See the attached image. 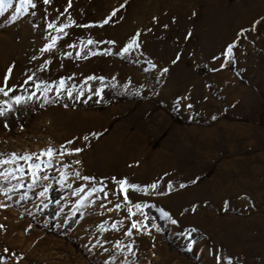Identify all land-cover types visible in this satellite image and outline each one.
Listing matches in <instances>:
<instances>
[{"label":"rangeland","instance_id":"rangeland-1","mask_svg":"<svg viewBox=\"0 0 264 264\" xmlns=\"http://www.w3.org/2000/svg\"><path fill=\"white\" fill-rule=\"evenodd\" d=\"M34 3L0 15V264H264V0Z\"/></svg>","mask_w":264,"mask_h":264},{"label":"snow or ice","instance_id":"snow-or-ice-1","mask_svg":"<svg viewBox=\"0 0 264 264\" xmlns=\"http://www.w3.org/2000/svg\"><path fill=\"white\" fill-rule=\"evenodd\" d=\"M49 2H50V0H44V3L45 4H47ZM11 6H12V0H0V15H2L4 13V11H5L6 8H9ZM68 6L71 7V0H69ZM123 7H125V5L122 4L121 5V8H123ZM29 8H32V9L36 8V3H34V0H19V7L16 9V13H17V15H19L21 13H25V12L28 11ZM119 10L120 9H115L111 13V15L101 23L100 26L102 27L104 24H108L109 21L111 20V18L113 16H116V14H117V12ZM74 23L75 22L72 21V24H74ZM257 23H259V22H257ZM70 26H71L70 24H65V25H63L59 29V31L63 32L64 29H66V28H68ZM84 26L85 27H90V25H84ZM48 27L49 28H55L56 25L55 24H49ZM241 35H242V33H241ZM58 39H59V37H57L56 39H53L52 42L49 43L45 48L41 49V51H43V52L52 51L55 48ZM92 43H93V41H91V40L88 41V44H92ZM138 46L139 45H138L137 41L134 39L131 43H129V45L127 47H125L123 49V51L125 53H127L131 48L138 47ZM234 47H235L234 44L229 45L227 47L226 52H225V55L227 57H229V58L232 57V55H233V48ZM106 54H108V53H106ZM177 59H179V57H177ZM11 71H12V69L9 68V70H8V77L9 78L11 76ZM164 71L167 72V69H164ZM89 79H95V77H90ZM3 85H4L3 87H0V94H3L4 96L7 97L9 95V91H15L14 89H9V85H8V82H7V78H5L3 80ZM61 85H63V81H61ZM37 89H39V85H37ZM101 91H102V89H101ZM96 94L99 95L100 93L97 92ZM27 99L28 98H25V97H22V96H15L14 97V103L17 104V105H19L21 103L26 102ZM5 111H9V112L12 111L11 106L7 105V102H5V107L3 109H0V115H4L5 114ZM92 135H93V137H96L97 136L96 133H92ZM84 140L87 141L88 140V136H84ZM68 143L71 144V143H74V141H69ZM81 151H83V149L76 148V149H73V150L69 151L68 154L69 155L78 154ZM61 154H63V153H61ZM43 155H46V156L49 157L48 163H49V165H51V163H52L51 157L54 155L53 150L52 149H48L45 153H43ZM13 158L16 159L15 156ZM19 159H23V160H26V161H32L33 157L31 155H26V156H23V157H19ZM37 159H39V157H37ZM6 162L7 161H5V163ZM76 163H79V161H77ZM29 168H30L31 173H32L33 184H35V183H37L38 178H39V175H40L41 164H39V163H36V164L30 163L29 164ZM20 171H23V169H21ZM76 175L79 176L80 175L79 172H77ZM44 179H47V177L45 176ZM83 179H89V177H83ZM117 183L120 186V191L123 194V197H124L125 201H128V191H129V189H132L133 191H139L140 190V188H139L138 185L129 184V182L127 181V179L119 180V181H117ZM157 187H158V185L155 184V183H153L151 185V188L152 189H156ZM180 187L183 188V187H186V185L181 184ZM171 188H172V185L169 184L168 185L169 191L171 190ZM13 191H15L14 188H9L7 190H5L3 188H0V192H3V194L5 196H8L9 199L11 198L10 193L13 192ZM45 191H47V190H45ZM81 191H82V189H81ZM101 191H102V189H101ZM41 195L43 196L44 193L42 192ZM134 207L136 209H141L142 210V207L143 206L141 204H138L137 203V204L134 205ZM193 211H195L194 208H193ZM164 215H167V214H164ZM173 223H176V221H173ZM0 227H2V225H0ZM132 227L135 228L136 227V224H133ZM157 230H159V227L158 226H157ZM129 235H131V233H129ZM190 240H191V237H190ZM189 250H191L190 247H189Z\"/></svg>","mask_w":264,"mask_h":264},{"label":"trees","instance_id":"trees-1","mask_svg":"<svg viewBox=\"0 0 264 264\" xmlns=\"http://www.w3.org/2000/svg\"><path fill=\"white\" fill-rule=\"evenodd\" d=\"M197 70L199 72H201L202 74L208 75V71L205 69V67L198 65L197 66ZM108 90H103L102 94L103 96L106 98L108 95ZM175 117V115H173ZM57 185L55 183L52 184L51 186V195H52V199L53 201H56L60 198V195L58 194L57 191ZM147 217H148V224L149 225H153L154 221H156L160 226H164V221L161 219V217L159 216L158 212L156 210H154L153 208L149 207L147 209ZM73 226V223L70 224L67 229L64 230V232L69 231Z\"/></svg>","mask_w":264,"mask_h":264},{"label":"crops","instance_id":"crops-1","mask_svg":"<svg viewBox=\"0 0 264 264\" xmlns=\"http://www.w3.org/2000/svg\"><path fill=\"white\" fill-rule=\"evenodd\" d=\"M237 207H240V205H239V206H237ZM255 221H257V222H258V218H256V219H255ZM252 223H253V220L251 219V221L249 222V225H250V224H252Z\"/></svg>","mask_w":264,"mask_h":264},{"label":"bare ground","instance_id":"bare-ground-1","mask_svg":"<svg viewBox=\"0 0 264 264\" xmlns=\"http://www.w3.org/2000/svg\"><path fill=\"white\" fill-rule=\"evenodd\" d=\"M256 45H257V44H256ZM106 153H107V151H106ZM108 155H109V154H108ZM108 155H107V156H108ZM109 156H110V155H109ZM110 157L112 158V156H110ZM141 174H142V173H141ZM137 175H138V174H137Z\"/></svg>","mask_w":264,"mask_h":264}]
</instances>
